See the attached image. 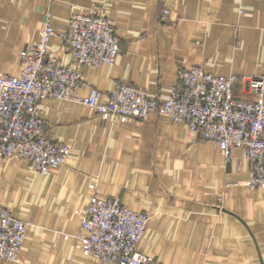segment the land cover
<instances>
[{
	"label": "crops",
	"instance_id": "crops-1",
	"mask_svg": "<svg viewBox=\"0 0 264 264\" xmlns=\"http://www.w3.org/2000/svg\"><path fill=\"white\" fill-rule=\"evenodd\" d=\"M92 7L113 20L120 51L112 65L80 67L79 95L95 87L105 99L130 83L164 100L177 70L192 65L264 74V0H0V73H18L19 52L37 40L47 10L62 31L71 11ZM49 50L72 61L57 36ZM37 111L70 153L45 175L23 158L0 162V205L28 223L18 259L0 264H103L75 238L90 183L102 198L150 212L136 248L161 264H264V188L243 184L241 148L225 160L215 143L161 112L111 122L62 98L40 99Z\"/></svg>",
	"mask_w": 264,
	"mask_h": 264
},
{
	"label": "built area",
	"instance_id": "built-area-1",
	"mask_svg": "<svg viewBox=\"0 0 264 264\" xmlns=\"http://www.w3.org/2000/svg\"><path fill=\"white\" fill-rule=\"evenodd\" d=\"M168 12L163 8L161 19ZM52 36L70 51L71 62L50 52ZM119 42L113 20L99 8L71 11L62 31L53 28L51 11L45 12L37 40L19 52L18 73H0V162L23 158L30 172L42 175L65 162L69 145L47 134L48 122L37 111L40 99L62 98L85 104L111 122L165 113L183 122L194 138L215 143L225 160L232 147L241 148L249 163L243 184L264 188V74H215L192 65L177 70L164 100L130 83L116 84L105 99L95 87L87 95L77 94L80 67L114 64ZM88 189L75 234L81 253L103 264H161L136 248L150 212L130 209L117 197H100L94 183ZM27 224L0 205V259H18Z\"/></svg>",
	"mask_w": 264,
	"mask_h": 264
}]
</instances>
